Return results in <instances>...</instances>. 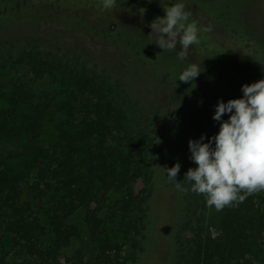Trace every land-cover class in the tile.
Returning <instances> with one entry per match:
<instances>
[{"label":"trees","instance_id":"16d2710c","mask_svg":"<svg viewBox=\"0 0 264 264\" xmlns=\"http://www.w3.org/2000/svg\"><path fill=\"white\" fill-rule=\"evenodd\" d=\"M207 1L206 17L181 0H117L112 10H102V0H23L0 9V139L10 143L0 150V264L134 261L144 249L154 154L161 144L176 152L192 140L187 133L172 135L171 123L144 116L123 77L67 46L19 42L12 30L35 35L55 21L69 34L101 32L111 46L104 49L124 68L127 63L139 72L147 63L151 75L164 63L174 77L200 65L201 88L188 106L212 116L218 101L243 98L242 85L264 79V43L250 34L240 7L251 0ZM177 2L192 13L189 22L211 31L198 33L200 43L190 46L185 60L176 51L152 49L160 63L148 55L153 35L138 20L163 18L164 5ZM126 14L133 22L123 19ZM49 122L57 131L44 146L40 137ZM137 182V190L110 199ZM195 200L173 240L172 264H264V191L220 211L206 204L205 195ZM77 214L95 252L75 250L61 258L81 238ZM112 221L129 242L126 259L124 243L106 228Z\"/></svg>","mask_w":264,"mask_h":264},{"label":"rangeland","instance_id":"374dc122","mask_svg":"<svg viewBox=\"0 0 264 264\" xmlns=\"http://www.w3.org/2000/svg\"><path fill=\"white\" fill-rule=\"evenodd\" d=\"M22 2L23 0H0V9H13L22 5ZM181 2L194 4L196 10L206 17L205 7L209 5L207 0H181ZM240 7L246 12L245 20L250 34L264 43V0H251L245 5L241 4ZM125 16L126 19L123 18L124 20L133 22L129 19L128 14ZM138 21L146 27L147 33L152 31L150 27L152 21L148 18L140 17ZM49 23L53 24V26H39L36 29L38 31L32 32L35 35L31 33L24 34L22 31L16 32L15 30H12L11 33L13 38L18 39L19 42L30 40L33 43L40 42L46 45L67 46L75 52H80L83 56L90 58L92 62L102 68H106L114 75L123 77L129 95L138 101L140 112L144 116L153 117L157 124H160L161 121L166 124L171 123L170 126L172 125V127H167L172 135L187 133L193 141L200 140L203 135L204 140L202 142L207 143L209 138L214 137L219 132L220 121L213 119L214 114L210 116L209 113L200 111L199 108L188 106L193 94L201 88L202 83L200 82H202L203 73L201 72L198 77L186 83V85H182L184 82L178 80L179 75L174 77L173 73H168L171 69L166 68L162 56L158 53L156 55L154 50H152L159 47L153 39L150 40L151 49L148 55L164 64L159 66L160 70L158 69V73L151 75L150 70L147 68V63L144 66H140L139 72L131 70L127 63L124 65L126 68H124L119 61L114 59L113 54L108 51L109 49H104L111 46L104 43V34L101 32L93 34L94 36L79 32H77V35L69 34L63 30L65 28L63 23L55 21H50ZM105 29L107 30V25ZM180 50L181 46L177 43L175 51L178 53ZM166 54L164 55L165 59L168 58ZM221 120L223 121L224 119ZM56 131V126L53 122L47 123L40 137L41 143L46 146L53 140ZM201 132L202 134L199 135ZM161 145L157 148L153 158L154 183L152 196L149 199L150 210L145 232L144 249L135 256L134 261L126 260L125 264H172L175 246L173 240L177 235H180L179 226L187 220V216H190L188 210L192 209L195 204V198L204 195L192 192L191 182L184 180L188 169L197 167L191 160L189 148L179 145V147H176V152H170V150L163 148ZM9 146V142L0 139V150ZM214 146L213 141L212 147L214 148ZM176 163L180 164V170L175 180L177 183H181L183 188H187V192L177 189L175 182H170L167 178L165 168L170 169ZM138 187H140L138 182L131 184L126 190L111 192L109 197L110 199L120 198L126 194L127 190H137ZM176 208L179 211V216ZM73 222L80 228L82 235L80 239L72 242L71 246L63 252L61 258L63 255H72L75 250L86 256L93 255L96 247L86 235L80 214L75 215ZM106 228L115 242L124 243L122 257L126 259L130 253L129 242L122 238L115 222H108Z\"/></svg>","mask_w":264,"mask_h":264},{"label":"clouds","instance_id":"9594fccd","mask_svg":"<svg viewBox=\"0 0 264 264\" xmlns=\"http://www.w3.org/2000/svg\"><path fill=\"white\" fill-rule=\"evenodd\" d=\"M115 7L117 0H102V10ZM164 13L163 18L157 17L150 25L153 41L169 52L175 51L179 43L178 59L185 60L190 46L200 43L198 33L209 32L211 28H200L195 20L189 22L192 13L184 3L177 2L171 7L165 4ZM201 71L200 65L190 64L178 80L188 83ZM242 92L243 98L218 101L213 119L220 121V128L214 137L207 143L202 142L203 135L200 140L188 142L191 160L197 167L189 168L184 180L191 182L192 192L204 194L206 204L217 211L264 191V79L242 85ZM226 113H230L229 118L222 121ZM179 170V163L165 168L168 180L187 192L175 180Z\"/></svg>","mask_w":264,"mask_h":264}]
</instances>
